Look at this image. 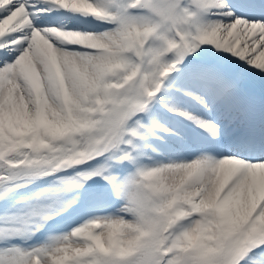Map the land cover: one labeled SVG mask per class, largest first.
<instances>
[{"label": "snow or ice", "instance_id": "1", "mask_svg": "<svg viewBox=\"0 0 264 264\" xmlns=\"http://www.w3.org/2000/svg\"><path fill=\"white\" fill-rule=\"evenodd\" d=\"M0 264H264V0H0Z\"/></svg>", "mask_w": 264, "mask_h": 264}]
</instances>
